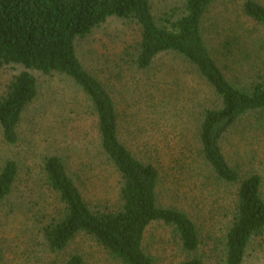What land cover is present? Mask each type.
Returning a JSON list of instances; mask_svg holds the SVG:
<instances>
[{
    "label": "rangeland",
    "instance_id": "374dc122",
    "mask_svg": "<svg viewBox=\"0 0 264 264\" xmlns=\"http://www.w3.org/2000/svg\"><path fill=\"white\" fill-rule=\"evenodd\" d=\"M244 1H214L203 15L201 34L230 82L250 91L264 77V28L243 13ZM255 1L264 5V0ZM149 2L159 24L184 13V0ZM140 36L135 21L109 17L77 39L75 49L84 68L111 94L121 141L158 168V205L183 210L198 228L200 245L187 252L173 227L154 221L142 239L144 250L155 264H181L192 257L225 264L224 237L235 211L237 184H220L199 146L203 111L219 107L220 100L195 68L174 54L158 55L148 69H138L134 57ZM24 70L35 77L37 94L22 113L17 142L5 143L0 129V168L9 159L18 167L11 194L0 205L1 264H63L72 254L81 255L83 264H123L85 233L62 251L45 242V227L64 214L63 203L46 182V157L62 158L93 211L121 209L123 180L101 150L91 103L69 77L0 64V98ZM220 146L242 178L259 175L264 200V109L237 121ZM241 264H264V229L250 239Z\"/></svg>",
    "mask_w": 264,
    "mask_h": 264
},
{
    "label": "trees",
    "instance_id": "16d2710c",
    "mask_svg": "<svg viewBox=\"0 0 264 264\" xmlns=\"http://www.w3.org/2000/svg\"><path fill=\"white\" fill-rule=\"evenodd\" d=\"M216 0H184V13L159 24L149 0H0V64H20L44 74L69 77L85 94L96 117L101 150L123 180L122 207L115 212L93 211L68 174L61 157L44 159L49 187L64 205L63 216L44 229L45 242L54 251L64 250L79 233L90 235L123 264H155L145 252L147 226L161 221L179 236L183 249L194 252L199 231L190 216L177 207L157 203L158 168L134 155L119 137V114L102 82L77 59L75 41L90 34L109 17L131 19L141 29L135 58L140 70L148 69L156 56L171 53L193 66L220 100L219 107L203 111L199 127L201 154L215 178L225 187L237 184L232 223L225 235V264H241L252 236L264 229V200L257 174L242 178L230 165L221 140L243 116L264 109V77L250 91L235 86L210 55L201 34L203 15ZM243 13L264 28V5L245 0ZM37 94L36 79L24 70L0 98V129L7 144L18 140L17 126L26 107ZM18 167L7 160L0 168V205L11 194ZM2 255L0 251V264ZM63 264H83L79 254ZM181 264H204L196 257Z\"/></svg>",
    "mask_w": 264,
    "mask_h": 264
}]
</instances>
